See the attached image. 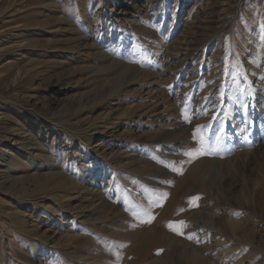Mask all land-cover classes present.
Returning a JSON list of instances; mask_svg holds the SVG:
<instances>
[{"label": "rangeland", "instance_id": "1", "mask_svg": "<svg viewBox=\"0 0 264 264\" xmlns=\"http://www.w3.org/2000/svg\"><path fill=\"white\" fill-rule=\"evenodd\" d=\"M0 264H264V0H0Z\"/></svg>", "mask_w": 264, "mask_h": 264}, {"label": "bare ground", "instance_id": "2", "mask_svg": "<svg viewBox=\"0 0 264 264\" xmlns=\"http://www.w3.org/2000/svg\"><path fill=\"white\" fill-rule=\"evenodd\" d=\"M175 246V245H174ZM184 247V246H183ZM175 248H176V246H175ZM180 248V247H179ZM173 249H174V247H173ZM185 249V248H184ZM177 250V249H176ZM179 252V251H178ZM188 252H190V251H188ZM183 253V252H182ZM174 254V253H173Z\"/></svg>", "mask_w": 264, "mask_h": 264}]
</instances>
